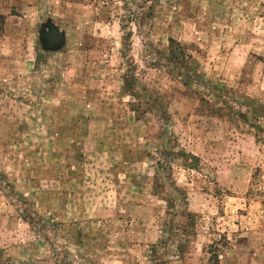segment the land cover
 Masks as SVG:
<instances>
[{"label": "rangeland", "instance_id": "obj_1", "mask_svg": "<svg viewBox=\"0 0 264 264\" xmlns=\"http://www.w3.org/2000/svg\"><path fill=\"white\" fill-rule=\"evenodd\" d=\"M0 264H264V0H0Z\"/></svg>", "mask_w": 264, "mask_h": 264}, {"label": "water", "instance_id": "obj_2", "mask_svg": "<svg viewBox=\"0 0 264 264\" xmlns=\"http://www.w3.org/2000/svg\"><path fill=\"white\" fill-rule=\"evenodd\" d=\"M43 39L49 47H55L62 43V34L52 25H48V31L43 33Z\"/></svg>", "mask_w": 264, "mask_h": 264}, {"label": "trees", "instance_id": "obj_3", "mask_svg": "<svg viewBox=\"0 0 264 264\" xmlns=\"http://www.w3.org/2000/svg\"><path fill=\"white\" fill-rule=\"evenodd\" d=\"M75 1H85V0H75ZM170 43H174L172 40H170ZM172 48V47H171ZM175 58V57H174Z\"/></svg>", "mask_w": 264, "mask_h": 264}]
</instances>
